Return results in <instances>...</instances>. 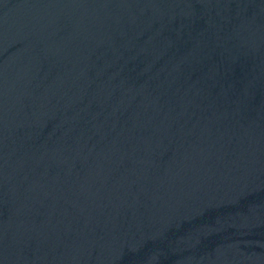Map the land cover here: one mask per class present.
Instances as JSON below:
<instances>
[{
	"label": "water",
	"instance_id": "water-1",
	"mask_svg": "<svg viewBox=\"0 0 264 264\" xmlns=\"http://www.w3.org/2000/svg\"><path fill=\"white\" fill-rule=\"evenodd\" d=\"M0 264H264V0H0Z\"/></svg>",
	"mask_w": 264,
	"mask_h": 264
}]
</instances>
